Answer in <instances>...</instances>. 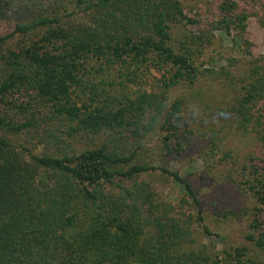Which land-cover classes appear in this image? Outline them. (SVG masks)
<instances>
[{"label": "trees", "instance_id": "obj_1", "mask_svg": "<svg viewBox=\"0 0 264 264\" xmlns=\"http://www.w3.org/2000/svg\"><path fill=\"white\" fill-rule=\"evenodd\" d=\"M50 1L0 0V20L11 2L25 18L12 33L0 34V264H219L218 256L186 249L191 222L207 235L211 228L191 181L151 161L147 144L159 132L158 153L184 150V101H171L170 92L196 84L202 75L196 60L213 31L244 30L247 15H236L237 3L227 0L219 7L225 17L214 28L175 41L173 23L197 22L179 0H53L47 6ZM78 14L87 22L76 23ZM16 35L31 38L30 44L5 48ZM129 62L133 68L124 82H107L115 79L116 66ZM141 68L161 74L156 90H132ZM248 77L232 111L264 144V107L255 111L264 104L263 58H254ZM18 95L44 106L49 120L70 123L68 137H93L92 145L79 151L69 142L25 155L2 131L42 135L54 146L62 139L33 107H23L31 113L25 122L10 119L7 99ZM259 161L248 182L256 202L249 245L226 253L232 264H264L252 253L264 251V159ZM154 171L183 184L196 218L170 214L157 200L152 186L139 179Z\"/></svg>", "mask_w": 264, "mask_h": 264}, {"label": "rangeland", "instance_id": "obj_2", "mask_svg": "<svg viewBox=\"0 0 264 264\" xmlns=\"http://www.w3.org/2000/svg\"><path fill=\"white\" fill-rule=\"evenodd\" d=\"M179 1L185 13L197 22L191 25L183 22L173 23L172 36L175 41L193 33L200 34L204 28L211 30L216 20L225 17L219 7L227 0ZM232 1L237 3L235 14H245L248 17L245 29L234 28L231 35L214 30L212 43L205 47L204 54L196 60L202 67L198 82L192 86L181 84L170 92L171 101H184L182 120L187 130L181 138L184 150L166 155L158 153L160 140L163 139L159 132L152 134L147 144L153 152L151 161L177 171L191 181L205 220L211 228L212 235H207L199 224L191 222V237L186 249L201 250L218 256L219 264H232L226 253L249 245L245 237L256 202L249 191L248 182L253 178L252 164H258L260 158L264 159V144L251 128L238 124L239 119L232 111L237 98L240 97L241 87L249 79L251 62L255 57L264 60V0ZM52 2L53 0L46 5L50 6ZM13 5L11 2L2 15L5 17L0 20L1 35L12 33L16 23L25 19L24 14L18 12V4L15 7ZM87 20L82 14H78L74 19L76 23H84ZM30 40L31 38L26 36L16 35L4 47L19 48L30 44ZM129 65L130 62L116 66L115 79L108 78L107 82H124L123 74L133 68ZM141 70L140 81L137 80L132 85V90H156L161 74L146 68ZM111 94L120 95L117 92ZM7 100L9 105L6 104L5 113L10 119L25 122L31 117V113L26 114L22 110L23 107H33V111L41 117L40 120L46 119L44 127L58 131L57 135L62 139L57 146L47 139L52 146L40 139L42 135L40 138H32L25 133L18 135L2 131V135H6L20 151L24 150L25 155L28 150L34 154H40L50 148L55 151L58 146L67 147L65 144L69 142L79 151L92 145L93 137H68L64 130L70 123L67 125L61 120H49L51 115L47 109L42 105L37 106L38 102L28 95L13 96ZM263 107L264 104L259 103L255 106V111H261ZM95 138L100 139L96 136ZM172 146H176V143L173 142ZM253 159L256 160L255 163ZM139 179L152 186V190L157 193V200L170 208V214L178 213L185 218L197 217V208L187 196L183 184L175 181L170 175L154 171L141 175ZM252 253L254 259L256 256L259 262L264 261V251L253 250Z\"/></svg>", "mask_w": 264, "mask_h": 264}]
</instances>
